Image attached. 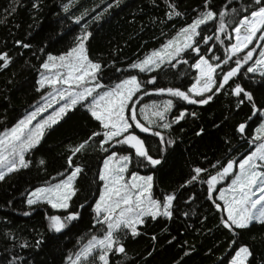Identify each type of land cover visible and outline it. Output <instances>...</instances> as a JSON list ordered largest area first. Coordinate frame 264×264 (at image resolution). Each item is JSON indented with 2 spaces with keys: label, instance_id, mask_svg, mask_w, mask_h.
Here are the masks:
<instances>
[{
  "label": "trees",
  "instance_id": "16d2710c",
  "mask_svg": "<svg viewBox=\"0 0 264 264\" xmlns=\"http://www.w3.org/2000/svg\"><path fill=\"white\" fill-rule=\"evenodd\" d=\"M34 2L39 3L38 9L32 7ZM67 3L68 0H0V52H7L12 58L8 68L0 69V133L13 127L40 99L42 93L36 91L37 70L46 55H60L67 51L76 37L82 34L86 24L87 31L92 34L86 44L88 55L102 65V83L112 86L136 75L144 85L133 98L138 100L137 111L145 104L173 99L175 107L167 114L169 121L181 110L196 113L195 116H186L170 130L153 128V131H161L166 139L175 141L163 154L161 165L155 168L138 164L130 149L119 146L114 149L120 155L132 157L129 173L135 171L143 176H153V195L156 198L162 199L173 193L177 196L171 220L148 219L140 227L142 234L139 237H129L124 241L128 258L123 264H228L240 246H248L253 252L250 264H264V225L254 224L249 229L237 230L233 236L221 225L222 211L207 199V184L204 182L221 170L228 160L239 161L255 149L252 138L260 120L253 118L248 121L244 134L237 132L238 125L247 120L252 109L247 101L237 108L242 97L233 96L231 90L235 83H240L253 94L256 105L264 108V76L259 70L254 74L247 73L246 68L252 63L249 62L242 69L244 74L230 81L207 105H190L167 95L145 96L144 91L152 92L158 88L178 87L186 91L194 82L196 72L191 68L195 62L194 54L185 55L183 59L189 63L179 64L176 68L166 65L159 70L140 73L138 69H131L130 65L161 48L182 27L190 24L204 9L205 0H120L118 6L115 0H79L68 13H64L62 9ZM169 3H174L183 15L168 19ZM248 3L250 0H211L209 7L216 12H231L232 8L240 10ZM110 4L113 7L108 8ZM225 5L227 8L222 9ZM12 8H15L14 12ZM85 11L88 15L84 16L80 25L75 24L74 18ZM97 15L99 20L94 19ZM217 25L218 20L202 26L201 37L197 40L203 54L208 56L207 49L211 48L222 61L224 49L234 41L219 33ZM228 31L231 34V27ZM216 35L224 41L223 44L215 39ZM203 36H212L213 39L205 45ZM16 41H23L31 47L22 48ZM258 52L259 49L253 59L258 58ZM234 66L230 62L218 72H226ZM152 76L156 77V83L147 84ZM138 119L142 118L138 116ZM200 129L203 133L197 135ZM97 131H101L98 122L91 118L85 107L77 106L56 126L47 130L37 148L26 154V159L31 161L29 168L12 173L0 182V264H9L14 257L19 258L15 264H68V257L92 235H101L100 226L95 224L93 209L102 191L97 173L103 158L108 155L98 150L102 137L91 141L92 148L72 157L75 164L84 169L77 180L79 191L68 210L80 213L77 221L61 233H54L48 228L47 217H63L67 212L48 205L29 207L26 204L29 192L57 182L64 178L59 173L68 174L71 171L67 165L72 155L71 148ZM132 131L145 139L150 154L159 158L158 138L140 133L138 129ZM41 159L45 161L44 165L39 164ZM217 161L220 163L213 168ZM195 167L207 171L201 174L199 181L182 188L181 185L194 175ZM216 202L219 203L218 200ZM81 204L83 208L79 207ZM24 212L31 214L25 216ZM152 236H156L155 242ZM234 239L236 243L232 244ZM169 240L172 243H168ZM37 241L42 242L37 245ZM25 242L29 246L20 247ZM189 250L191 254L184 255ZM121 262V256L110 255V264Z\"/></svg>",
  "mask_w": 264,
  "mask_h": 264
},
{
  "label": "snow or ice",
  "instance_id": "6c2138e0",
  "mask_svg": "<svg viewBox=\"0 0 264 264\" xmlns=\"http://www.w3.org/2000/svg\"><path fill=\"white\" fill-rule=\"evenodd\" d=\"M78 2L79 0H68L62 9L63 12L68 13ZM115 3L118 6L120 0H115ZM210 3L211 0H205L204 9L197 17L182 27L161 48L153 50L142 60L130 65L131 69H138L140 73L159 70L166 65L176 68L179 64L189 63L187 59H183L185 55L194 54L195 62L191 64V68L196 70L194 82L186 91L178 87H168L154 89L152 92L144 91L143 95H167L190 105H207L215 94L229 85L230 81L244 74L242 69L249 65V62L252 63L246 68L247 73L254 74L259 70L260 75L264 76V0H250L245 8L240 10L232 8L231 12L228 10L216 12L209 7ZM32 7L38 9L39 3L34 2ZM111 7L113 5H108V8ZM168 8L170 9L166 13L168 19L183 15L174 3H169ZM226 8L227 5L222 6V9ZM12 11L14 12L15 8H12ZM86 15L87 11L75 17L74 23L80 25ZM94 19L99 20L100 16L97 15ZM217 20V31L223 33L229 41H234L224 49L222 61L211 48L207 49L208 56L203 54L197 40V37H201L202 26ZM87 27L86 24L83 26L82 34L76 37L73 46L67 51L60 55L51 53L46 55V59L37 70L39 79L36 81L38 85L36 91L42 93L40 99L13 127L0 133V182L5 181L12 173L29 168L31 161L26 159V154L40 145L47 130L56 126L77 106L85 107L91 118L98 122L101 131L92 133L87 140L71 148L72 155L67 160L68 169L71 171L68 174L59 173L63 179L57 180L53 177L57 182L29 192L26 204L29 207L48 205L52 209L67 212L63 217L59 215L47 217L48 228L54 233H61L73 221H77L80 213L68 210L72 207L73 197L79 191L76 186L77 180L82 176L84 169L76 165L72 157L92 148L91 141L102 137L98 150L108 155L103 158L97 173L98 181L102 182V191L93 209L95 224L100 226L101 235H92L77 252L68 257V264H110V255L121 256L123 264L128 258L124 241L129 237L132 239L139 237L142 234L140 227L145 225L148 219L171 220L177 196L173 193L163 196L162 199L156 198L153 195V176H143L135 171L129 173L132 157L120 155L114 149L118 146L121 149H130L138 164L155 168L161 165L163 154L175 141L166 139L161 131H153V128L170 130L186 116H195L196 113L181 110L169 121L167 114L175 107L173 99L145 104L137 111L138 100L133 98L142 91L144 85L136 75L122 79L112 86L101 82L102 65L94 62L88 55L86 44L92 34L87 31ZM229 27L232 29L231 34L228 31ZM212 39V36L202 37L205 45ZM215 39L220 44L224 43L219 35H216ZM16 44L25 49L31 47L23 41H16ZM258 49V58L253 59ZM41 51L43 52V49ZM11 62L12 58L7 52H0V69L8 68ZM230 62L235 66L226 72H218V69L229 65ZM146 83L155 84L156 77L152 76ZM45 89L49 90L44 91ZM231 94L237 98L242 97L238 100L237 108L247 101L252 109L247 120L238 125L237 132L244 134L248 121L253 118L260 120L259 126L255 129L256 134L252 138L255 149L239 161L228 160L221 170L215 175H210L204 182L207 184V199L217 210L225 213L221 217V225L235 236L237 230L249 229L254 224L264 225V108L256 105L253 94L240 83H235ZM55 105L59 107H54ZM49 109L53 111L44 116ZM138 116L142 119H138ZM132 129L158 138L159 158H154L150 154L145 139L135 134ZM202 133L203 129H200L196 134ZM219 163L217 161L212 167L216 168ZM39 164L44 165L45 161L41 159ZM206 171L207 169L195 167L194 175L181 187H188L199 181L201 174ZM125 174H128L127 178ZM225 180L230 181L226 187H216ZM216 193L218 195L214 198ZM217 200L223 204L217 203ZM79 207L83 208L84 205L81 204ZM23 214L27 216L31 213ZM184 215L187 216L188 213L185 212ZM151 239L155 242L157 238L152 236ZM41 242L37 241V245ZM168 243L172 241L169 240ZM231 243L235 244V239ZM28 246L27 242L20 245ZM190 254L191 250L184 253ZM253 255L248 246H240L231 257L230 264H250ZM17 259L19 258H12L9 264H15Z\"/></svg>",
  "mask_w": 264,
  "mask_h": 264
},
{
  "label": "rangeland",
  "instance_id": "374dc122",
  "mask_svg": "<svg viewBox=\"0 0 264 264\" xmlns=\"http://www.w3.org/2000/svg\"><path fill=\"white\" fill-rule=\"evenodd\" d=\"M194 70H195V69H194ZM195 72H196V70H195ZM55 107H59V105H56ZM52 111H53V109H49V111H48L47 113H44V116L49 115ZM34 123H35V122H34ZM125 175H126V178H127V177H128V174H125ZM229 182H230L229 180H225V181H223V182L217 184L216 187H217V188L226 187L227 184H228ZM215 195H218V193H216ZM219 203H220L221 205L223 204L222 201H219ZM221 211H222V210H221ZM222 213H223V215H225V213H224L223 211H222ZM228 264H230V261H229Z\"/></svg>",
  "mask_w": 264,
  "mask_h": 264
}]
</instances>
